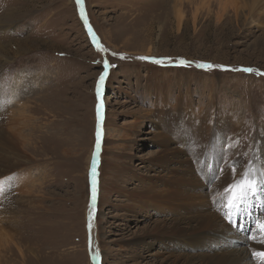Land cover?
<instances>
[{"label": "rangeland", "instance_id": "1", "mask_svg": "<svg viewBox=\"0 0 264 264\" xmlns=\"http://www.w3.org/2000/svg\"><path fill=\"white\" fill-rule=\"evenodd\" d=\"M83 5L103 53L76 0H0V103L8 104L9 122L19 118L27 126L26 144L34 137V153L22 145L29 157L0 191V208L4 200L17 219L5 229L0 221V264H93V249L100 264H219L221 254L236 257L238 247L251 257L257 246L243 239L264 218V183L233 217L235 226L213 196L232 182L233 163L243 171L251 161L261 179L264 75L196 64L264 73V0ZM181 59L191 64L181 66ZM104 60L114 67L101 96L89 232L88 157L96 150ZM255 201L263 202L256 211ZM225 225L243 236L213 248L230 235ZM213 233L218 237L204 243Z\"/></svg>", "mask_w": 264, "mask_h": 264}, {"label": "snow or ice", "instance_id": "2", "mask_svg": "<svg viewBox=\"0 0 264 264\" xmlns=\"http://www.w3.org/2000/svg\"><path fill=\"white\" fill-rule=\"evenodd\" d=\"M76 3L80 9V16L81 19L84 20L85 26L87 31L92 36L93 42L96 44L98 52H105L104 49L98 42L95 35L92 33V29L88 24V20L86 14L84 12L83 3L84 0H76ZM121 59H126L124 56H120ZM140 60H149L150 62L162 64L164 63L161 59H156L153 57H137ZM97 63H100L97 61ZM178 64L181 66H189L191 62L185 60H179ZM114 67V65H110L107 60L103 61V68L104 70L101 72L100 76L97 80V87H96V95H97V143H96V151L93 154V161H92V170L91 175L93 177L92 184V205L94 211V204L96 198V180L95 177L97 175L96 167H97V159L96 157L99 154L100 149V138L102 135L101 131V122L103 119V102L101 99L102 90L104 86V82L108 77L109 69ZM196 67L204 69V70H211L213 68H221L222 70H231V71H243L246 73H256L257 75H264V73L260 72L258 69L254 68H238V69H225L224 66L212 65L208 63H197ZM239 142H234L238 144ZM232 170V182L228 184L222 191H217L216 194L213 196V204L216 206L217 210L221 212L224 218L230 225L235 226V221L233 217L240 213L242 210H246L249 205V201L251 197H254L257 194V188L260 184L264 183V166L260 169V176L261 179L258 180L257 177V169L252 165L251 161L249 162L248 166L244 168L243 171H240L238 166L233 163L230 165ZM12 179V177H9ZM3 184L4 181L0 180V191H3ZM92 221H93V212L90 211L89 213V232H91L92 228ZM251 233L248 236V239L251 240L254 244L261 245V250L253 249L251 251V259L255 262V264H264V218H258L253 222V226L248 229ZM89 245L91 247V235L89 236ZM93 258L99 264V253L96 252L93 255Z\"/></svg>", "mask_w": 264, "mask_h": 264}, {"label": "bare ground", "instance_id": "3", "mask_svg": "<svg viewBox=\"0 0 264 264\" xmlns=\"http://www.w3.org/2000/svg\"><path fill=\"white\" fill-rule=\"evenodd\" d=\"M1 27L2 26L0 25V29H1ZM4 94H5V92H3V93L1 92L0 97H3ZM7 100H8V98H7ZM6 103H7L6 101L0 103V180L4 181L3 185H5L8 182L9 177L11 176V174H9V173L13 169H15L18 165H20L21 161H25L29 157L27 154L24 153L25 151L23 152V149H22V145L26 144L27 133H25L24 127H27V126H25L23 123H21V121H19L20 120L19 118H16V119H14V121L9 122V119L7 117L8 104H6ZM11 107H13V106H11ZM22 120H23V118H22ZM28 120H30V119H28ZM11 123H12V126L9 128V125H11ZM35 124H36V122H35ZM7 127H8V130H7ZM33 128H34V123H33V126H31V129H33ZM33 131H34V129H33ZM29 134L31 135L32 133H29ZM32 138L34 139L33 135H32ZM32 138H30V141L28 140L29 142L26 145L28 146V149L32 153H34V147L32 145V143H33ZM91 153H92V151L90 152V155L88 158H90V156L92 158L91 162H90V168L92 170V161H93V154L94 153L93 154H91ZM28 154H29V152H28ZM26 155L28 157H25L24 159H22V156L24 157ZM96 159H97V157H96ZM2 196H4V199L6 198L5 192H3ZM96 196H97V192H96ZM16 201H17V199H16ZM95 202H96V198H95ZM255 202H256L255 211H256V209H260V207L262 208L263 202L262 203H260V202L257 203V201H255ZM95 205H96V203L94 204V211H93L92 198H91L90 207H89L88 211H89V213H90V211H92L93 215L95 213V208H96ZM9 208L10 207L6 203H4V200H3L1 208H0V221H1V225H2L3 229H5L6 227L13 228L17 222V219L15 218V215H14L15 211L9 212ZM38 215H40V214H38ZM199 223H200V225H202L203 221H199ZM202 226H204V225H202ZM225 230H226V232L230 233V235L229 236H228V234H227V236L225 235L226 237H224V240L222 238V240L220 242L221 244H219V243L213 244L212 245L213 248L218 247L220 249L222 247V245H223V248L227 245L232 246V245H234V243H232L231 241H234V239H238V238H236V236H238V235L243 236V234L241 235V234L236 233V231L233 230L232 228L228 227V229H227L226 225H225ZM6 231L8 232V230H6ZM12 231H14V230H12ZM1 232H2V234L0 235V239H1L0 243L2 241V238H4L3 240L6 239L5 238L6 236L4 234L5 231H1ZM222 235H224V234H222ZM217 237H218L217 233L210 234V235L205 237L204 243H206V244L212 243V241H214L215 238H217ZM226 238H229V239L225 240ZM8 240L9 239H7V241ZM245 240L248 241V243H247V245H248L250 242V240L248 239V236L244 237L243 241H245ZM253 246H257L258 250L262 249L261 245H257V244L253 243L252 247ZM238 249H239V251L235 252L236 253L235 255H237V256L233 257V258H228L229 256L227 257L226 255H222L220 253L221 254L220 257H223V259L220 260L221 263H219V264H254V261L251 259L250 255H249L250 253L247 252L248 248L246 249L244 247H242V248L238 247ZM93 250L95 251V249H93ZM93 250L90 252L92 255H94ZM213 251L216 254L217 251H215V250H213ZM233 251H235V248ZM233 251H229L227 254L231 255V253H233ZM92 262H93V264H97V261L94 258H93Z\"/></svg>", "mask_w": 264, "mask_h": 264}, {"label": "water", "instance_id": "4", "mask_svg": "<svg viewBox=\"0 0 264 264\" xmlns=\"http://www.w3.org/2000/svg\"><path fill=\"white\" fill-rule=\"evenodd\" d=\"M83 8H84V5H83Z\"/></svg>", "mask_w": 264, "mask_h": 264}]
</instances>
